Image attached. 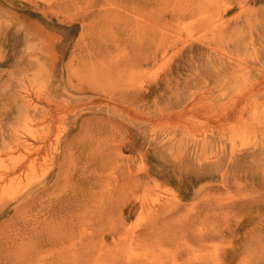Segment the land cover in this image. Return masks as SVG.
<instances>
[{"label": "rangeland", "instance_id": "rangeland-1", "mask_svg": "<svg viewBox=\"0 0 264 264\" xmlns=\"http://www.w3.org/2000/svg\"><path fill=\"white\" fill-rule=\"evenodd\" d=\"M232 3L0 0V93L17 89L10 73L27 49L37 66L31 95L42 109L48 107L50 71L68 86L66 66L97 71L110 63L127 73L109 88L91 78L73 81L84 92L75 99L52 95L69 110H82L83 99L91 97L101 109L82 112L74 124L64 113L38 124L39 135L50 130V141L62 139L59 170L53 151H46L0 182L1 189H12L0 202V264H264V126L251 129L264 119V98H247L231 113L225 106L235 94L230 76H237L241 90H248L247 78L254 76L247 74L254 65L246 55L254 51L261 58L258 70L263 63L264 34L256 32L264 21V0L224 15ZM182 8L191 12L167 16ZM94 20L107 24L102 38L93 39L101 29ZM190 44L195 60L213 50L241 63L227 66L223 73L229 77L219 81L202 66L195 81L191 69L176 73L173 63L176 45ZM46 51L55 62L44 58ZM171 73L179 79L163 83ZM140 88L148 102L137 109ZM9 95L0 112L14 98ZM120 108L124 114L116 112ZM99 140L110 154L121 150L120 156H97ZM30 190L26 199L7 205Z\"/></svg>", "mask_w": 264, "mask_h": 264}, {"label": "bare ground", "instance_id": "bare-ground-1", "mask_svg": "<svg viewBox=\"0 0 264 264\" xmlns=\"http://www.w3.org/2000/svg\"><path fill=\"white\" fill-rule=\"evenodd\" d=\"M233 1L232 5L229 6V8H225L223 10V14H227L230 12L234 7H243L245 5H255L258 0H251V1H240V0H230ZM191 12V8H182V9H171L168 12V17L173 19H178L186 14H189ZM223 16L219 17V20L221 22V25H224V21H222ZM233 20V26H236L234 24H238L237 22H234ZM94 25L96 29L98 30L97 37L93 39L102 38L101 32H106L107 24L105 22H101V20H94ZM231 21H229L230 23ZM259 30L256 32L257 36H261L264 34V21L260 22ZM261 34V35H260ZM26 39H30L27 35H23ZM249 38V45H252L254 42V34L250 33L248 35ZM240 41V40H238ZM241 42V41H240ZM261 44L263 45L262 39ZM244 45V43H243ZM192 44L189 45V49L180 48L176 45L173 51L174 58L173 63H175V70L176 73L179 70L183 69H191L190 70V78L196 79L197 75H200V70H203L202 66L204 67V73L207 75V77H213L215 76L216 81H219L220 78H227L228 75L224 74L223 71L226 69L227 66H232L241 63V60H237L236 58H233L230 54L227 57L220 56L216 54L213 50H207V52L203 51V55L205 56L204 60H195L192 55ZM264 46V45H263ZM106 48V54H109V46H105ZM238 47V46H236ZM243 50L246 49L243 47ZM262 53L264 52V47L261 49ZM21 58L19 59V62L14 61L13 69L14 71L10 73L11 80L14 81L18 80L17 89L14 91L7 90L4 93H0V102H4L5 100L10 97L9 92L11 94L12 100H9V106L8 104H4L2 108V112H0V182H4L11 174L16 173L17 171H20L23 169L24 165L32 166L36 161L38 156L42 152H52V161L55 162L56 167L58 170L61 167V164L58 162L61 159V162L64 160L65 157V146L63 145L62 139L55 138L53 141H50V130H47L43 135L38 134V130H36V127L38 124L41 123H51L55 121L57 118L56 116L60 115L61 113H64L67 117L71 119L70 124H74L78 117L81 116V113L91 112L94 110H100L101 102L98 99L95 98H87L83 99V101H86L83 103L82 110L77 109H68L67 106L63 105V103L56 102L52 100V97L61 96L64 98L69 99H75L79 92L84 93L81 89L77 88L75 90L73 81H79L80 79H86L91 78L96 81H99L103 84L104 87L109 88L110 86L116 84L117 82H120L125 76H127L126 68L119 69L120 66L115 67L113 64L110 65V63H106L103 68H99V70H81L80 68H75L72 65L66 66L64 68V72L66 75V81L69 83V86L65 84V82H62V78L60 77L58 79V76H54L52 74V71L48 72L50 73L49 78L50 82L46 89V95L49 96L46 98V101L48 103V107L42 109L36 102L33 101L32 95H31V88L34 84V71L37 66H35L33 60H32V53L29 49L25 51ZM47 57L51 60V63L56 61V58L54 54L51 53V51H46L44 53ZM63 55V53L61 52ZM264 55V54H263ZM249 58H252L253 67L248 68L247 74L251 76L254 74V76L248 77L249 88L248 90H241V88H238L236 86V78L237 76H230L235 81L230 85H234L230 88V93H235L232 97L231 103L226 102L225 106L226 108H229V113L234 112L236 109V106L240 104L242 101H245L247 98H264V57H262L263 63L260 66V70L255 67L256 62L261 60L260 57L253 51L250 52L248 55ZM201 61H203L201 63ZM125 63V62H124ZM173 68V69H174ZM171 70V69H170ZM38 74L40 73V69L38 70ZM63 71V70H62ZM214 72L213 76L211 72ZM46 74V75H47ZM179 79V74H176V77L171 73L169 76H166V78L163 79V83L170 85L169 81ZM8 81L9 84H6V87L10 88V81ZM38 81V79H37ZM196 81V80H195ZM68 87L69 90H68ZM172 88V92H173ZM139 91V101L138 105H136L137 109L144 108L146 105L144 102H148V95L145 94L144 91L140 88ZM158 93L157 89L150 90L149 94L154 97V95ZM199 91L192 92L187 95V98L193 99L195 94L198 95ZM17 94V96H16ZM227 94V93H226ZM225 94V95H226ZM229 94V93H228ZM55 95V96H52ZM227 97V96H226ZM41 100V96L37 97V101ZM45 100V99H44ZM160 100V96L156 97V99L153 101L154 104H156ZM182 100H176L175 104L181 105ZM152 103V104H153ZM178 105V107H179ZM15 107V108H14ZM108 106H106L107 109ZM185 109V107H182V110ZM16 110V114L13 112ZM12 111V112H11ZM126 111L125 108L117 109L116 112L121 114H124ZM12 115H11V114ZM14 114V117H13ZM40 115L39 121L37 120V116ZM57 116V117H58ZM220 116V115H219ZM225 120L229 118V114H225L224 117ZM47 124V127H48ZM253 126L251 129L257 126H264V119H259L258 122H253ZM35 126V127H34ZM247 128V127H246ZM248 129V128H247ZM102 141H98L99 147L96 151L100 152L99 155L102 157V159L105 160V158L110 157L112 154L119 155L121 150L117 152L118 150L113 149L114 152L111 153L110 148L106 147H100L102 145ZM67 144V142H66ZM54 147V148H53ZM60 149V152L57 151ZM7 156L6 161L3 159ZM120 156V155H119ZM213 158V157H212ZM223 156L217 157V160L211 163L213 165V168L216 166H219V163L222 161ZM90 158L89 160H91ZM209 159V158H208ZM205 160V165L209 164V160ZM112 171V169H110ZM215 171V170H214ZM210 174V173H208ZM206 176V175H204ZM12 189H1L0 188V202L3 200V198L11 192ZM35 193L40 194L37 190H34ZM33 194L32 190L21 193L19 196H12L9 201L7 202V205L9 204H15L19 199H26L29 195ZM37 196V194H36Z\"/></svg>", "mask_w": 264, "mask_h": 264}]
</instances>
